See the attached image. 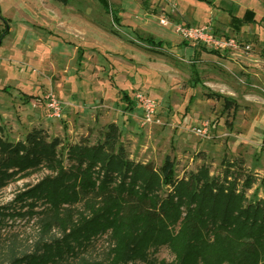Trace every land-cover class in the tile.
Segmentation results:
<instances>
[{
	"label": "rangeland",
	"instance_id": "374dc122",
	"mask_svg": "<svg viewBox=\"0 0 264 264\" xmlns=\"http://www.w3.org/2000/svg\"><path fill=\"white\" fill-rule=\"evenodd\" d=\"M107 1L109 8L98 0H0L7 21L0 19V31L8 30L0 50V138L16 144L40 130L47 142L61 141L57 153L66 161L69 147L97 145L114 123L128 160L159 170L169 157L178 180L203 167L240 188L251 179L247 198L264 203V0ZM248 10L254 21L235 30V18ZM181 25L209 26L250 51L212 52L185 41L176 31ZM148 36L166 45L152 48ZM117 88L131 98L142 93L154 99L156 122L142 125L136 103L126 110ZM49 90L63 103L61 120L47 116L43 97ZM224 98L233 101L230 109ZM205 120L210 131L201 138L193 129ZM47 176L56 174L42 168L0 189L7 215L0 223V264L38 241L32 201L18 196ZM35 203L34 212L44 208ZM107 239H94L81 256L103 259ZM149 260L171 264L175 256L161 247Z\"/></svg>",
	"mask_w": 264,
	"mask_h": 264
},
{
	"label": "trees",
	"instance_id": "16d2710c",
	"mask_svg": "<svg viewBox=\"0 0 264 264\" xmlns=\"http://www.w3.org/2000/svg\"><path fill=\"white\" fill-rule=\"evenodd\" d=\"M98 2L109 8L107 0ZM0 19L7 22L1 8ZM254 19V12L248 10L242 19L235 18L233 27L239 30L242 23ZM7 35L8 30L0 31V47ZM144 41L152 48L166 45L151 36ZM117 90L125 109L132 110L134 99ZM193 99L191 95L190 103ZM224 101L225 109L234 105L229 98ZM103 136L94 146L69 147L68 165L57 153L61 141L47 142L40 130L16 144L0 138V189L17 175L42 168L56 174L18 196L20 201H32L28 205L36 216L39 239L19 256L12 252L7 264H156L149 253L161 247L175 256L171 264H264V203L247 198L251 179L240 188L236 182L210 177L203 167L178 180L169 157L159 170L128 160L116 124L108 125ZM165 189L168 192L161 196ZM35 202H42L44 208L34 212ZM5 216L0 208V223ZM103 235L109 243L103 259L81 256Z\"/></svg>",
	"mask_w": 264,
	"mask_h": 264
},
{
	"label": "built area",
	"instance_id": "2783aa9c",
	"mask_svg": "<svg viewBox=\"0 0 264 264\" xmlns=\"http://www.w3.org/2000/svg\"><path fill=\"white\" fill-rule=\"evenodd\" d=\"M161 22L163 25L168 24L166 18L161 19ZM176 31L185 41L194 45H201L213 51H238L243 48V45H241L235 38L219 37L213 33L212 28L206 25L199 27L181 25L177 27ZM243 50L248 52L250 51V47L245 46ZM133 99L136 106L141 110L140 121L142 125L146 126L154 124L158 113V105L156 101L142 93H136ZM43 101L48 118L55 120H61L63 118V103L59 100L53 90L46 92ZM209 131L210 123L206 120L193 129L194 134L201 138H208Z\"/></svg>",
	"mask_w": 264,
	"mask_h": 264
},
{
	"label": "crops",
	"instance_id": "0c3cea01",
	"mask_svg": "<svg viewBox=\"0 0 264 264\" xmlns=\"http://www.w3.org/2000/svg\"><path fill=\"white\" fill-rule=\"evenodd\" d=\"M0 6H1V4H0ZM1 7H2V6H1ZM6 37H7V36H6ZM4 39H5V38H4ZM4 39H3V40H4ZM1 46H2V45H1ZM0 50H1V47H0ZM211 51H213V50H211ZM139 110H140V109H139ZM140 111H141V110H140Z\"/></svg>",
	"mask_w": 264,
	"mask_h": 264
}]
</instances>
